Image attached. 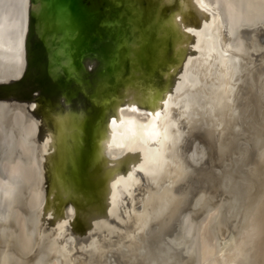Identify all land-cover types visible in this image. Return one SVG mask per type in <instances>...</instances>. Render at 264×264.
<instances>
[{"label": "bare ground", "instance_id": "6f19581e", "mask_svg": "<svg viewBox=\"0 0 264 264\" xmlns=\"http://www.w3.org/2000/svg\"><path fill=\"white\" fill-rule=\"evenodd\" d=\"M262 22L264 0H0V264H244L222 169Z\"/></svg>", "mask_w": 264, "mask_h": 264}, {"label": "rangeland", "instance_id": "374dc122", "mask_svg": "<svg viewBox=\"0 0 264 264\" xmlns=\"http://www.w3.org/2000/svg\"><path fill=\"white\" fill-rule=\"evenodd\" d=\"M262 23H264V22H262ZM258 25H259V23H256V25L253 26L254 30L251 31V33H250L251 35H250V39H249V45L252 46V47L249 48L250 52H248V54H246L247 57L245 56V58L243 59V63H242V69H241V72H240L242 91H241V93L239 95V102H238L239 104H238L237 113H236L237 114L236 115V117H237L236 121L237 122H236V127H235L234 133H233V135H235V136L233 137L234 141H232L233 142V146H232L231 155L228 157V159L226 161H224V166L226 167L225 168L223 166V169H222V173H223V177H224V179H223L224 183H221V184H224V188H225V186H227L226 190L228 188V190H227L228 192L225 190L227 193L231 192L232 189L234 191V192L232 191L233 193L231 192L230 195L228 194V197H227L229 199L228 200L229 206L232 205V206H230L228 212L230 211V209H232L234 207H235L234 210H236L237 212L233 213L234 210L233 211L231 210L229 212V214L232 213V218H230L231 217L230 215L227 217V219L230 218L231 220H233L234 221V222L232 221L233 223L231 222V220L229 221V219L227 221L226 220L225 221L227 222V225H229L231 227L230 229L232 230V234H231L232 243L230 245V247H231L230 249H232V247L236 246V248H237L236 250L238 251V247L240 248L239 245H240V243H242L243 246L244 245L246 246L245 249L248 250L247 251V261L244 262V264H251V263L254 264V262H255V264H259V261H260L261 264H264V260H263L264 259V256H263L264 255V240H263L264 239V236H263L264 233L262 232L263 234H261V232L259 233V231H258V230L264 231L263 230L264 226L260 225L261 223H264V221H263V219H264V208H262V205L264 204V199H263V197H264V195H263L264 194L263 193V191H264V188H263L264 187V179H263L264 178L263 177L264 176V171H263L264 170V164H263L264 163V150H263V148H264L263 147L264 146V142H263L264 141V134H263L264 133V119H263L264 118V98H263V96H264V61H263V58H264V24H261L259 26ZM255 38L257 39V42H256ZM258 44L260 46H258ZM255 46H256V48H254ZM253 50H254V52H253ZM248 55H250V56H248ZM248 57H250V58H248ZM257 68H258V70H257ZM254 74H256V75H254ZM257 78H258V80H257ZM260 78H261V81H260ZM261 82H262V84H261ZM256 83L258 84V87H257ZM256 91H257V93H256ZM261 94H263L262 97H261ZM242 99H243V102H242ZM246 102H247V104H246ZM243 104H244L245 107H243ZM258 104H260V106ZM257 106H259V107H257ZM243 109H245V110H243ZM241 111H243V112H241ZM240 112H241V114H240ZM244 118L246 119V121H245ZM254 120H256V121L254 122ZM258 120L260 121V123L262 125L261 124H257V123H259ZM246 122H247V124H246ZM258 132H260V133H258ZM242 135H243V137H242ZM252 136H254V137L251 138ZM255 136L256 137L260 136V138L259 137L256 138ZM255 139H258V141L260 142V143L259 142L258 143L261 144V145H259V144L257 145V143H256L257 140L255 141ZM242 140H244V141H242ZM239 142H240V144H239ZM248 142H250V143L248 144ZM254 144H256V146H258V147H256V149L253 146ZM244 146H249V147H244ZM250 147L253 150H251ZM246 148H249V149H246ZM238 150H239V153L237 152ZM254 152H256V155H255ZM233 156H234V158H233ZM259 156L261 157L260 159H262V161H261L262 164L260 163V160H258ZM249 157H252V158H249ZM225 162H227V163H225ZM226 169H228V170H226ZM262 174H263V176H262ZM212 177L213 176L207 174V175L203 176L202 181L204 180L203 181L204 184L208 185V191H210V197L209 198H211L210 200L212 202H215V203L217 202L218 203V200H219L218 196L216 197V195L214 196V194H211V193L215 192L214 189L219 183L217 182L218 179H216V184H215V181H213ZM233 180H236V181L231 182ZM196 184H198L197 181H196ZM239 184H240V186H239ZM244 184H246V185H244ZM261 184H262V186H261ZM223 189H222V191H223ZM260 190H261L262 193L260 192ZM252 192H253L254 195H252ZM254 192L257 193V194H255ZM260 197L263 200H260L259 199ZM251 199H252V201H251ZM258 199H259V201H258ZM221 203H222V201H221ZM220 204H218L217 206L218 207L221 206ZM249 208H253L257 212L253 211V209L249 210ZM259 208H262V209L259 210ZM190 209H191L190 206L187 207V210H190ZM202 213L203 212L200 211L201 215H203ZM245 213L246 214L248 213L249 215L248 214L247 215L249 217L246 216ZM252 214H253V216H252ZM236 215H238V216H236ZM200 216L198 215V218L197 219L195 218V220H192L193 222H191L192 225L194 224L193 227H194V232L195 233L197 231L196 228H198L201 225V224L198 225V223L203 218V216H202V218ZM233 216H234V218H233ZM240 216H242V217H240ZM244 216H246L247 218L245 217L246 218L245 219ZM183 218H185V219H183ZM242 219H244L242 221L244 225L241 224L242 223L241 222ZM179 220H181V221H177V224L174 226V230H176L175 233H176V235H178V237H180L181 240H185V238H182V237H184V230H183L182 223L184 222L183 220L188 221V219L186 217H182L181 216ZM256 221H258V222L256 223ZM229 222L232 225H230ZM249 222H251V225L249 224ZM210 223H211V225L213 224V222H210ZM246 224H247V226L245 227ZM252 224H254V226ZM255 224H256V226H255ZM258 224L260 225V228L258 227L259 226ZM242 225H243V227H241ZM244 227H245V230L248 229V227H249V230H246V232H244L245 231ZM215 229H216V227H214V225H213V227L212 226L209 227L210 232H212L213 230H214V232H216ZM242 230H243L244 233L243 234L239 233ZM255 231H257V233H255ZM179 232H180V235H179ZM252 232H254V233H252ZM237 233H239V236H240V237L238 236V238H237ZM210 236H213V235L210 234ZM232 236H233V238H232ZM259 237H260V239L262 238V240H260ZM254 239H255V241H254ZM181 240H179V241H181ZM234 240H235V242H233ZM257 240H260V241L258 242ZM256 241H257V243H256ZM261 241H262V243H260ZM187 242H191V241H187ZM254 242H255V244H253ZM258 243H259V245H258ZM260 244H261V246L263 248V251H262V249H258L257 250L255 248V245H258V247L256 246L257 248H261V247H259ZM248 245L253 247V249L250 250L251 247H248ZM247 248H249V249H247ZM254 248L256 250H254ZM174 254L176 256L173 255V254L172 255H173V258L174 257L175 258L174 259L172 258V260L170 259V262L174 261L173 262L174 264H178V263L182 264V262H184V264H191V263L192 264H194V263L196 264V261L193 260L195 258L194 255L190 256V255H187L186 253H185V255L184 254L182 255L181 253H174ZM253 254L256 255V257H254ZM180 258H182V259H180ZM257 258H259V259L257 260ZM252 260H254V262H252ZM261 260L263 262H261Z\"/></svg>", "mask_w": 264, "mask_h": 264}, {"label": "water", "instance_id": "95a60500", "mask_svg": "<svg viewBox=\"0 0 264 264\" xmlns=\"http://www.w3.org/2000/svg\"><path fill=\"white\" fill-rule=\"evenodd\" d=\"M4 85V84H3ZM3 85L2 84H0V86L1 87H3ZM19 91V90H18ZM53 93H54V91H53ZM16 94V93H15ZM13 92L11 93V95H12V99L11 100H9V101H13V102H15V100L17 101V94L15 95ZM50 94H52V93H50ZM62 96H60V92H59V90H56V92H55V95L53 94L52 96H51V98H56L58 101H61L62 100V98H61ZM3 99H5V98H3ZM8 99V98H7ZM0 100H2V95H0ZM19 188H21V187H16V189H18V190H21V189H19ZM4 197H2V199H0V213H6L4 210V207H2V204H3V202H4ZM39 241V243H41V240H38ZM41 252H42V250H41ZM41 256H43V255H41ZM47 257V256H46ZM46 261V258H45V256H43V257H40L39 259H38V261H37V263H35V264H43L44 262Z\"/></svg>", "mask_w": 264, "mask_h": 264}]
</instances>
